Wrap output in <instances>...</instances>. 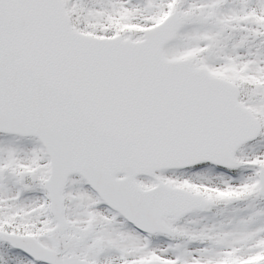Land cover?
Masks as SVG:
<instances>
[{"label": "snow or ice", "instance_id": "6c2138e0", "mask_svg": "<svg viewBox=\"0 0 264 264\" xmlns=\"http://www.w3.org/2000/svg\"><path fill=\"white\" fill-rule=\"evenodd\" d=\"M0 264H264V0H0Z\"/></svg>", "mask_w": 264, "mask_h": 264}]
</instances>
